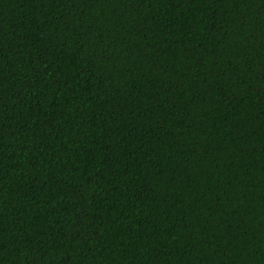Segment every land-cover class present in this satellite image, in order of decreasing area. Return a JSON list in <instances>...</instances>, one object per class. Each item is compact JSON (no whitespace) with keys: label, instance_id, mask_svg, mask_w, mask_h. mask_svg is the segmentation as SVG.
Masks as SVG:
<instances>
[{"label":"trees","instance_id":"obj_1","mask_svg":"<svg viewBox=\"0 0 264 264\" xmlns=\"http://www.w3.org/2000/svg\"><path fill=\"white\" fill-rule=\"evenodd\" d=\"M0 264H264V0H0Z\"/></svg>","mask_w":264,"mask_h":264}]
</instances>
